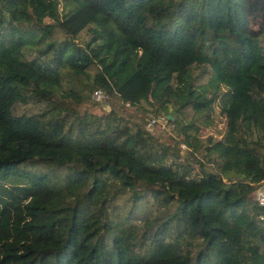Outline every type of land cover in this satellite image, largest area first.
<instances>
[{"label":"trees","instance_id":"trees-1","mask_svg":"<svg viewBox=\"0 0 264 264\" xmlns=\"http://www.w3.org/2000/svg\"><path fill=\"white\" fill-rule=\"evenodd\" d=\"M263 182L264 0H0V264H264Z\"/></svg>","mask_w":264,"mask_h":264},{"label":"rangeland","instance_id":"rangeland-1","mask_svg":"<svg viewBox=\"0 0 264 264\" xmlns=\"http://www.w3.org/2000/svg\"><path fill=\"white\" fill-rule=\"evenodd\" d=\"M84 37H89V33H87V30L83 31V33L80 35V39H83ZM97 101V100H95ZM99 103V101H98ZM88 109L92 112H96V113H101L103 111L107 110L106 105L104 104V102H100L99 104H94V105H90L87 106ZM84 108V107H82ZM158 117H161V115H159ZM157 118V117H154ZM167 118V117H166ZM152 119V118H150ZM149 119V120H150ZM148 123L145 124V127H147ZM149 128V127H148ZM151 133L156 136L157 138H159L160 142H174L175 141H180L181 139V135L178 134L176 131L173 130V127L169 124H167L164 120L160 121L159 123H155V126L152 128ZM220 133H222V129H221V122L218 119V117L215 115L213 118V123L207 127L204 128V132L201 133L202 136V143L204 144L203 140L207 137V136H212L213 138H219ZM183 143V142H181ZM179 143V147H180V153L184 154L185 152V144H181ZM187 150V149H186ZM211 169L212 166L210 165ZM224 179H230V178H234L235 175H232L230 173H226L223 175ZM263 187H264V182H263Z\"/></svg>","mask_w":264,"mask_h":264},{"label":"built area","instance_id":"built-area-1","mask_svg":"<svg viewBox=\"0 0 264 264\" xmlns=\"http://www.w3.org/2000/svg\"><path fill=\"white\" fill-rule=\"evenodd\" d=\"M92 97L97 101H101L104 98V94L101 91L96 90L93 92ZM163 120L166 122V119L163 116L158 117L156 119H151L149 125L152 123H159L160 121H163ZM255 198H256L259 205H264V187H263V184L257 188V190L255 192ZM261 218H263V217H261Z\"/></svg>","mask_w":264,"mask_h":264},{"label":"water","instance_id":"water-1","mask_svg":"<svg viewBox=\"0 0 264 264\" xmlns=\"http://www.w3.org/2000/svg\"><path fill=\"white\" fill-rule=\"evenodd\" d=\"M167 117H168V118H171V116H169V115H168Z\"/></svg>","mask_w":264,"mask_h":264}]
</instances>
